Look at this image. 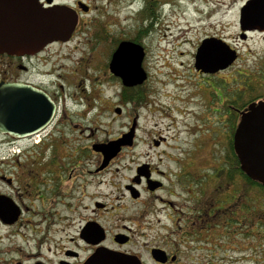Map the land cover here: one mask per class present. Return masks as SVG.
<instances>
[{"label":"flooded vegetation","instance_id":"obj_1","mask_svg":"<svg viewBox=\"0 0 264 264\" xmlns=\"http://www.w3.org/2000/svg\"><path fill=\"white\" fill-rule=\"evenodd\" d=\"M51 1L77 13L70 39L34 54L0 53V264H264L256 245L244 246L251 258L214 260L219 258L217 249L228 248L221 244L224 240L230 244L241 234L264 240V185L241 170L233 148L241 114L250 104L264 101V0L239 1L232 42L218 34L202 38L224 41L235 53L233 64L244 61L245 69L236 73L243 77V92L221 84L218 110L212 111L215 126L207 130L208 136L193 134L187 142L179 136H147L152 149L149 161L136 165L128 179L116 165L126 148L104 163L103 147L114 140L93 136L90 116L98 100L94 106L91 102L101 96L99 116L113 109L122 116L121 108L127 105L122 89L132 88L121 84L114 107L95 88H101L104 79L121 83L108 69L120 42L142 46L145 57L147 50L142 41L113 37L108 30L102 37L85 39L91 51L101 46L106 56L110 50L107 61L101 62V78L65 69L63 57L57 58L58 48L90 27L92 21L83 18L99 11L102 1L115 0ZM39 3L48 6L47 0ZM143 3V16L149 20L156 18V6L159 10L170 6L160 0ZM251 11L259 21L250 20ZM202 40L194 45L193 60ZM247 60L254 64H246ZM193 70L207 77L224 72ZM147 73L144 83L133 87L140 106L146 97ZM90 81L93 91L83 95L81 84ZM17 85L30 92H18ZM33 89L50 99L51 119L36 133L13 131V126L27 125L44 112L42 98ZM18 99H25L22 108L16 107ZM34 100L39 104L35 110ZM11 120L14 124L9 127L5 123ZM200 149L208 150L203 165L198 164L203 161Z\"/></svg>","mask_w":264,"mask_h":264},{"label":"rangeland","instance_id":"obj_2","mask_svg":"<svg viewBox=\"0 0 264 264\" xmlns=\"http://www.w3.org/2000/svg\"><path fill=\"white\" fill-rule=\"evenodd\" d=\"M143 1L115 0L112 4L102 1L99 11L83 18L85 21L91 20L93 24L78 32L70 44L56 51L59 56L57 58L63 57L61 63L65 69H80L92 79L101 78L104 74L101 66L107 61L110 50L106 51V56L104 50L101 53V46L91 51L90 45L85 43L86 37H102L109 30L110 36H123L143 42L147 55L143 62L145 68H142L149 74L143 105L140 106L137 100L126 101L127 105L121 108L122 116L118 117L115 109L99 116L102 97L91 102L94 106L98 100L95 105L96 112L90 116L91 126L94 128L93 136L98 140L120 138L128 132L132 120L136 119L133 144L131 147H124L126 149L116 163L123 169L126 179L132 175L136 165L149 161L147 154L152 153V149L148 145L147 136H179L185 142L187 139L191 140L190 136L193 134L208 136L207 130L215 126L212 111L218 110L216 101H219L218 90L221 84L224 83L228 88L233 86L241 89L242 92L244 90L241 83L243 77L236 74L245 69L244 61L232 64L233 66L228 67L227 71L223 70L219 76L207 77L195 73L191 55L194 45L205 35L218 34L229 42L233 41L236 33V10L240 0H160V3L167 1L170 6L164 10H159L156 6V18L153 20L143 16ZM56 49L57 47L53 48ZM83 60H86L85 64ZM245 63L253 65L254 61L247 60ZM101 82L103 86L100 88L97 85L95 91L103 92V101L112 100L108 104L114 107L118 104L121 83L115 79L112 82L106 79ZM80 89L85 90L83 95L91 93L92 81L82 83ZM244 101L245 98H242L243 103ZM67 106H70L68 102ZM93 116H96V119ZM207 153V149L199 150V157L203 160L199 165L206 164ZM121 180L125 182L124 179ZM260 207L258 198L257 208ZM221 244L228 248L226 251L217 249L219 258H215V261H229L231 258L237 262L239 258H251L249 251H244L246 245H256L257 250L264 254V240L260 236L254 238L241 234L230 244L225 240Z\"/></svg>","mask_w":264,"mask_h":264},{"label":"water","instance_id":"obj_3","mask_svg":"<svg viewBox=\"0 0 264 264\" xmlns=\"http://www.w3.org/2000/svg\"><path fill=\"white\" fill-rule=\"evenodd\" d=\"M47 3L48 6L44 7L39 0H0V53L34 54L49 44L70 39L77 25V13L65 5H52L51 0H47ZM250 20H260L255 11H251ZM144 57L142 46L122 41L111 56L108 69L113 76L120 79L123 87H137L142 85L147 77L142 68ZM235 59L234 51L225 42L204 39L197 48L194 69L213 74L226 70ZM25 90V87L17 85L18 92L23 94L30 92ZM32 92L41 96L40 107L44 112L39 117H33L32 122L29 121L27 125L17 124L14 128L13 120L5 123L9 127L13 126V131L24 134L36 133L51 119L53 105L50 99L35 89ZM24 102L25 99H18L16 107L22 108ZM46 105L49 106L48 113ZM27 106H30L29 102ZM31 106L35 110L39 104L34 100ZM116 113L119 114V111L116 110ZM135 129L134 118L127 133L103 147L104 163L113 158L121 147L132 146ZM233 148L241 170L252 180L264 185V101L250 104L241 114L233 136Z\"/></svg>","mask_w":264,"mask_h":264},{"label":"trees","instance_id":"obj_4","mask_svg":"<svg viewBox=\"0 0 264 264\" xmlns=\"http://www.w3.org/2000/svg\"><path fill=\"white\" fill-rule=\"evenodd\" d=\"M136 89L132 88V89H122V94H124V96L127 97V101L128 102H132V101H138V95L135 92Z\"/></svg>","mask_w":264,"mask_h":264},{"label":"bare ground","instance_id":"obj_5","mask_svg":"<svg viewBox=\"0 0 264 264\" xmlns=\"http://www.w3.org/2000/svg\"><path fill=\"white\" fill-rule=\"evenodd\" d=\"M189 113H191V112H189Z\"/></svg>","mask_w":264,"mask_h":264}]
</instances>
